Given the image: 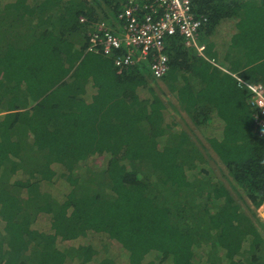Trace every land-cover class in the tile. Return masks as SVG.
<instances>
[{"label":"trees","instance_id":"trees-1","mask_svg":"<svg viewBox=\"0 0 264 264\" xmlns=\"http://www.w3.org/2000/svg\"><path fill=\"white\" fill-rule=\"evenodd\" d=\"M102 5L116 16L121 1H0V264H117L80 242L92 235L127 264H264V139L240 82L264 86V0H194L205 52L169 36L160 81L87 52L81 18ZM170 107L203 130L220 119L208 143L233 180L189 179L199 152Z\"/></svg>","mask_w":264,"mask_h":264},{"label":"built area","instance_id":"built-area-1","mask_svg":"<svg viewBox=\"0 0 264 264\" xmlns=\"http://www.w3.org/2000/svg\"><path fill=\"white\" fill-rule=\"evenodd\" d=\"M116 21L117 25H108L81 18L90 29L87 52L113 58L118 68L146 65L153 78L160 81L169 72L166 39L178 33L189 47L201 55L205 52L199 36L207 18L195 13L194 0H121ZM242 85L252 91L250 103L260 109L255 119L264 139V87Z\"/></svg>","mask_w":264,"mask_h":264},{"label":"rangeland","instance_id":"rangeland-1","mask_svg":"<svg viewBox=\"0 0 264 264\" xmlns=\"http://www.w3.org/2000/svg\"><path fill=\"white\" fill-rule=\"evenodd\" d=\"M1 1V0H0ZM90 2H93V0H89ZM103 8L104 12L100 10V8ZM101 8V9H102ZM97 11L99 14V20L98 21H105L109 25H117L116 18L113 16L114 13H112L110 10L107 9L106 6H97ZM96 21V22H98ZM94 22V23H96ZM161 87V88H160ZM157 91H160L164 94V88L162 84L160 83L159 88H157ZM145 94V93H143ZM164 94H161L162 97L166 102H169L168 100H171L172 104L175 105V100L172 99L171 95L169 97H166ZM177 105V103H176ZM170 115H168V121L171 123L173 122L177 126V130L185 131L188 135H190L191 140L193 141L194 145L198 149V156L196 159H198V165L197 168L191 172H189V179L194 180V178H211L212 180H220L225 183H227V180H233V178L228 173L227 168L225 165L221 162L220 158L217 156V154L213 151L212 147L208 143V139L211 137H217L220 130V122L214 121L213 124L209 128H205L206 130H203L202 128H197L191 121V119L186 115L185 112L174 110L171 108ZM107 160V159H106ZM106 160L103 156H95L85 162L86 165H92L96 166L97 168H103L105 167ZM45 188L50 191L56 198L62 199L64 194L69 191V187L63 186L62 182L56 181L52 185H46ZM245 200V196H244ZM261 215V213H260ZM38 228L40 229H47L48 227V218L42 217L38 223L36 224ZM81 243H92L94 244L95 249L97 250L96 259H103L106 257L112 258L116 261L117 264H127V257L120 249V247L112 240H110L105 235H92L88 239H81ZM69 245H76L77 242H68L66 243ZM64 246V245H63Z\"/></svg>","mask_w":264,"mask_h":264},{"label":"crops","instance_id":"crops-1","mask_svg":"<svg viewBox=\"0 0 264 264\" xmlns=\"http://www.w3.org/2000/svg\"><path fill=\"white\" fill-rule=\"evenodd\" d=\"M121 1V0H120ZM108 9V8H107ZM108 10H110V9H108ZM120 10H121V8L119 9V12L118 13H120ZM112 13H113V10H110ZM118 13L116 14V16H114L116 19H117V16H118ZM100 22H103V23H106L105 21H101L100 20ZM108 24V23H107ZM109 25V24H108ZM226 29V31H227V34H229L231 31H230V29H228V28H225ZM219 31V30H218ZM223 31V30H222ZM236 32V30L235 29H233V31H232V35L234 34ZM214 35H216V34H214ZM214 35H212L211 37H210V41L211 42H213L214 44H215V51H217L218 53H219V55H221V53H222V49H221V47L223 46V43L221 44L220 43V41L214 36ZM223 71H224V69H222ZM173 99V98H172ZM175 102V105H176V101H174ZM215 120H217L218 122H220V123H222L221 121H220V119L219 118H215ZM243 198H244V196H243ZM247 198L245 197V200H246ZM260 213H261V215H260ZM259 215H260V217H261V219L264 221V205L260 208V210H259Z\"/></svg>","mask_w":264,"mask_h":264},{"label":"clouds","instance_id":"clouds-1","mask_svg":"<svg viewBox=\"0 0 264 264\" xmlns=\"http://www.w3.org/2000/svg\"><path fill=\"white\" fill-rule=\"evenodd\" d=\"M99 22V21H98ZM240 80V79H239ZM243 81H241V83H242ZM245 83H247V84H250V83H248V82H245ZM250 85H252V84H250ZM258 85H260V84H258ZM245 87V86H244ZM264 87V86H263ZM245 88H247V87H245Z\"/></svg>","mask_w":264,"mask_h":264}]
</instances>
